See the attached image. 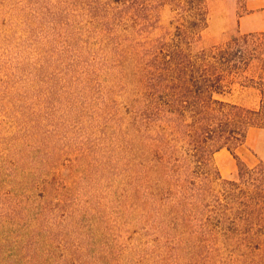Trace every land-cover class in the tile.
Here are the masks:
<instances>
[{"label": "rangeland", "instance_id": "374dc122", "mask_svg": "<svg viewBox=\"0 0 264 264\" xmlns=\"http://www.w3.org/2000/svg\"><path fill=\"white\" fill-rule=\"evenodd\" d=\"M123 3L0 0V264H256L264 210L252 225L218 217L234 158L221 149L197 169L178 132L148 124L162 99L150 66L178 10L151 0L140 19ZM205 4L193 54L244 35L249 50L264 44V0ZM225 91L215 98L259 104L254 89ZM235 153L264 162V130Z\"/></svg>", "mask_w": 264, "mask_h": 264}, {"label": "trees", "instance_id": "16d2710c", "mask_svg": "<svg viewBox=\"0 0 264 264\" xmlns=\"http://www.w3.org/2000/svg\"><path fill=\"white\" fill-rule=\"evenodd\" d=\"M123 1L124 10L142 19L151 0ZM163 1L178 10L180 24L170 42L160 43L165 53L162 52L150 66L149 85L162 99L160 104L152 100L145 106L148 124L155 127L161 122L172 132H178V138L191 152L190 162L200 170L211 164L216 151L226 149L236 161L239 183L224 181L226 189L218 217L225 221L233 212L237 221L243 213L245 218L242 219L252 225L258 213L264 210V162L248 167L235 152L245 144L248 131L264 130V44L249 50L245 47L247 39L254 35H244L193 54L191 46L195 38L207 27L205 0ZM252 61L257 66L254 67ZM234 84L258 91L260 101L256 108L230 105L215 98L225 94V88ZM214 172L220 178L216 169ZM240 184L250 189V195L241 190ZM240 204L244 207L242 212L235 208ZM261 260L264 256L252 262L258 264Z\"/></svg>", "mask_w": 264, "mask_h": 264}]
</instances>
